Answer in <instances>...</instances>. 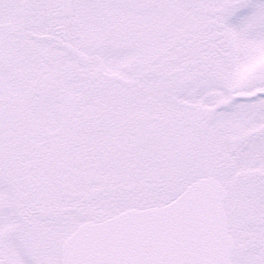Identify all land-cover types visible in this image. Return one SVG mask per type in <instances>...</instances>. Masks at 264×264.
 I'll return each mask as SVG.
<instances>
[{"label": "snow or ice", "instance_id": "obj_1", "mask_svg": "<svg viewBox=\"0 0 264 264\" xmlns=\"http://www.w3.org/2000/svg\"><path fill=\"white\" fill-rule=\"evenodd\" d=\"M0 264H264V0H0Z\"/></svg>", "mask_w": 264, "mask_h": 264}]
</instances>
